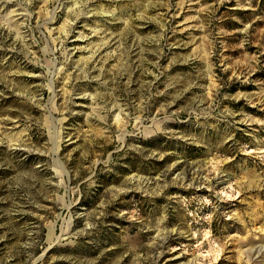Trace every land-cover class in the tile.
I'll return each instance as SVG.
<instances>
[{"label": "rangeland", "instance_id": "1", "mask_svg": "<svg viewBox=\"0 0 264 264\" xmlns=\"http://www.w3.org/2000/svg\"><path fill=\"white\" fill-rule=\"evenodd\" d=\"M0 264H264V0H0Z\"/></svg>", "mask_w": 264, "mask_h": 264}, {"label": "bare ground", "instance_id": "2", "mask_svg": "<svg viewBox=\"0 0 264 264\" xmlns=\"http://www.w3.org/2000/svg\"><path fill=\"white\" fill-rule=\"evenodd\" d=\"M257 253V252H256Z\"/></svg>", "mask_w": 264, "mask_h": 264}]
</instances>
